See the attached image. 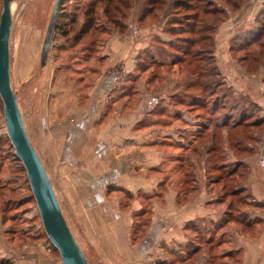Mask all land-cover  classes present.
Masks as SVG:
<instances>
[{
	"label": "rangeland",
	"instance_id": "374dc122",
	"mask_svg": "<svg viewBox=\"0 0 264 264\" xmlns=\"http://www.w3.org/2000/svg\"><path fill=\"white\" fill-rule=\"evenodd\" d=\"M3 1L0 0V20ZM126 1L132 8L125 10L123 17L119 15L115 25L104 15L102 9L98 11V15L86 17L85 7L90 0H65L60 7L45 67L40 63L41 51L56 0H21L12 4H15V8L11 10V82L26 131L43 160L65 218L90 264H117L111 263V258H107L105 254V248L97 247L91 239L97 235L94 232L98 219L95 213L97 211L99 214L101 210L108 214L113 212V216L122 212L131 219L129 249L123 248L124 244L120 241L106 244L107 254L112 249L122 257L126 256L122 260L127 261L131 254L137 255L130 264H238L239 258L242 262L243 251L231 258H221L223 254L237 249L239 240L245 238L252 246L256 240L264 243V127H260L259 131L255 130L251 139L237 146L235 142L239 138L227 129L222 131L215 124L227 120L231 105L239 107L233 113L235 117L232 122L229 121L231 124L237 122L244 112L258 121L264 120V37L258 44L253 41L256 30L260 28L259 25L256 26L255 20H264V15H261L263 12H259L256 6H264V0L195 1L196 6L202 2H210L209 4L226 13V19L212 35V43L202 40L208 38L210 32L198 33L203 25L198 21L188 23L186 14H195L194 9L191 12L182 9L160 12L156 9V17H149L142 22L140 18L153 5L148 0ZM200 10L199 8L198 11ZM88 22L93 29L88 34H82ZM175 22L180 24L177 28H180L181 34L177 36L169 32L170 23ZM122 23L125 27L123 31L118 28ZM189 24L197 28L196 35L182 29H191ZM248 30H253V33L249 34ZM113 34L122 37L129 35V42L133 40L136 49L140 50L136 58L137 70L125 79L130 81L135 94H138L141 83L146 84L151 96L154 95V90L156 92L162 87L170 88L169 92L157 95L159 99L151 127L171 125L172 131L182 127L184 143L177 142L173 132L168 133L169 141L163 146L166 151L161 168L164 181L154 195L140 192L134 196L126 190L117 191L115 186H108V191H102L107 203H99L103 194L94 193L91 197L95 201L91 206L93 211L89 214L86 210L88 205L85 204L90 199L89 193L85 195L81 191V188L84 190L88 186L81 187L79 179L72 178L70 169L67 175V164H64L66 154L63 142L59 143V139L66 131L67 122H71L67 116V108L75 102L72 99L78 100L76 104L80 101L82 106L89 104L90 96L110 62L107 55L117 48L116 40L112 39ZM183 39L197 40V44L190 46ZM248 43L252 46H243ZM247 54L250 58L243 63L242 57ZM255 56H259L257 61ZM179 57L183 63L174 64L178 63ZM163 62L165 65L161 66ZM139 65L147 69L141 70ZM214 68L219 76L213 75ZM205 87H209V90H205ZM214 91L216 94L211 96ZM248 91L258 100L261 107L259 111L243 97L250 94ZM133 92L129 90L130 94ZM141 97L140 94L133 96L137 105ZM224 97H228V101L224 102ZM196 99L197 102L194 101ZM214 102L219 106L227 104L228 109L214 114ZM112 104L113 102L107 106L106 113H113ZM163 107L167 108L164 114L161 111ZM173 111L182 118L189 119L193 126L184 121L175 123L177 116H174ZM159 118H167L168 122H160ZM88 166L85 164L83 167ZM73 170L76 172L77 169ZM88 176L90 175L84 174L83 178ZM105 186L106 180L94 185L100 189ZM169 189L179 191L183 203L199 201L200 206H204L200 208L204 218L206 213L214 216L221 215V212L223 214L218 218V223H213V227L209 226L211 223L207 219H200L192 226H187L184 231L187 236L185 245H164L150 259L148 253L142 256L137 252L148 237L155 212L159 211L157 206L164 205L165 193ZM116 200H119L120 211L111 209ZM224 221H227L226 224L219 228ZM248 222L252 224L245 230L244 223ZM1 224L10 227L11 233L6 235L9 238L50 242L25 168L8 140L4 106L0 98ZM111 235L109 234V240H119L118 234L115 235L116 238ZM211 237L213 243L207 245L205 240ZM50 246L54 248L53 245ZM54 250L56 257L60 259L59 252ZM194 252L196 253L192 255ZM216 256L219 257L210 261Z\"/></svg>",
	"mask_w": 264,
	"mask_h": 264
},
{
	"label": "crops",
	"instance_id": "0c3cea01",
	"mask_svg": "<svg viewBox=\"0 0 264 264\" xmlns=\"http://www.w3.org/2000/svg\"><path fill=\"white\" fill-rule=\"evenodd\" d=\"M256 9L261 12L264 10V6L257 5ZM112 39L116 40L117 48L112 49L111 54L107 55L110 62L103 70L101 78L90 96L91 101L89 100L88 105L82 106L80 101L76 104L78 100L72 99L75 102L67 108V116L71 122H67L66 131L59 139V143L63 142V151L66 154L64 164H67V175H69L70 169L72 178H78L81 187L83 185L89 187L93 184L90 188L86 187L84 190L81 188L85 195L89 193L90 199L85 203L90 208H86L89 214L93 211L91 206L95 202L91 198L92 195L94 193L103 194V190L104 192L108 191V186H115L117 191L119 189L126 190L134 196L140 192L150 196L154 195L164 181L161 168L166 151L163 146H166L169 141L168 133L173 132L176 141L184 143L181 126V128L178 127L173 131L170 129L171 125H164L161 128L151 127V120L155 115L154 111L159 99L157 95L169 92L170 88L164 89L162 87L156 92L154 90V95L151 96V93L147 91L146 84L142 85L141 83L138 94L137 92L135 94L133 92L135 89L129 83L130 81L125 79L137 70L136 58L140 50L136 49L133 40L131 43L129 42V35L122 37L119 34H113ZM129 90L133 94H130ZM248 93L250 92L248 91ZM139 94L142 97L137 105L133 96L137 97ZM145 96L150 98L147 99ZM145 100L147 102L143 104ZM112 102L113 113H106L107 106ZM256 102L259 104L258 100ZM188 120L183 117L181 122H189L193 126V122L190 123ZM85 164L89 166L83 167ZM74 168L77 169L76 172L73 170ZM84 174L90 176L83 178ZM102 180H106L107 186L104 189L95 188L94 185H98L99 181ZM104 194L99 203H107ZM181 199V193L177 190L169 189L165 193L164 205L157 206L159 211L155 212L148 237L143 246L139 247L138 254L144 256L148 253L149 258L152 259L151 256L156 253V250L164 245H185L187 236L184 231L187 230V226L200 219H207L211 224L218 223V218L223 214L221 212V215L214 216L206 213L207 216L204 218L205 216H201L200 213V208L204 206H200L199 201L192 200V202L183 203ZM119 207V200H116L114 208L111 207V209L120 211L118 210ZM109 213L101 210L97 214L96 211L95 214L98 219L95 222L96 230L94 232L97 235L91 239L97 247L105 248V254L107 258H111L109 259L111 263H133L137 255L132 256L131 254V258L128 257L126 261L121 259H126L125 255L122 257L119 252H113L112 249L109 250L111 253L107 254L106 244H111V241L112 244L116 241L123 242V248L129 249L132 226L131 219H128L126 214L119 212L113 216V212ZM8 233H11L10 227L1 224V264H63L61 259L56 257L55 248L50 246V242L49 244L44 240L37 239L22 241L19 238L7 237ZM109 234H112L111 236L114 238L118 234L119 240H109ZM244 239L239 240L240 245L235 249L236 251H243L240 264H264V243L261 240H256L252 246L249 245L248 240L245 239L244 241Z\"/></svg>",
	"mask_w": 264,
	"mask_h": 264
},
{
	"label": "water",
	"instance_id": "95a60500",
	"mask_svg": "<svg viewBox=\"0 0 264 264\" xmlns=\"http://www.w3.org/2000/svg\"><path fill=\"white\" fill-rule=\"evenodd\" d=\"M16 1L4 0L0 20V98L4 106L7 136L27 173L41 222L50 243L59 252L63 264H90L73 234L54 186L26 131L17 95L11 82V7ZM62 0H56L43 42L40 63L45 67L50 56L51 43Z\"/></svg>",
	"mask_w": 264,
	"mask_h": 264
},
{
	"label": "trees",
	"instance_id": "16d2710c",
	"mask_svg": "<svg viewBox=\"0 0 264 264\" xmlns=\"http://www.w3.org/2000/svg\"><path fill=\"white\" fill-rule=\"evenodd\" d=\"M65 0H62L61 2V7L63 5V2ZM149 3H151V5L153 6H150L148 7L147 9V13L145 16H143L142 18H140V21L142 22H145L146 19H148L149 17H156L155 16V12H156V9L159 10L160 12H163V11H168L169 9H182V10H185L187 12H191L193 9L195 11V14H186V19L188 18L189 22L188 23H191V21L193 22H199V24L203 25V28L199 30L198 33H202V32H210L211 35H209L208 38H203L202 40H208L212 43V35L214 33H216L217 29L219 28V26L224 22V20L226 19V13L225 11H221V10H218L217 8H215L212 4H209L210 2H202L201 5H198L196 6L194 3L195 1L197 0H148ZM202 1V0H200ZM155 5V7H154ZM158 7V8H156ZM132 6L131 4H129L126 0H90L89 4L85 7V16L86 17H94L95 15H98V11L100 9H102L104 12V15L109 19V21L115 25H117V20H118V16H124L123 15V12L125 10H129L131 9ZM201 9L200 11H198V9ZM165 11V12H166ZM164 12V13H165ZM263 13H261V15H264V11H262ZM59 18V17H58ZM256 22V26H260V28H258V30H256V33H255V39L253 37V41H254V44H258L259 41H262L261 39L264 37V23L262 20H255ZM169 22V21H168ZM190 26V24H189ZM177 27H180V24L179 23H173L171 24L170 23V34L173 35V36H177V35H180L181 32H179V29L180 28H177ZM191 27V26H190ZM119 30L123 31L124 30V24L122 23L121 25L118 26ZM93 27L92 25L88 22L85 24V27L82 31V34H88L90 31H92ZM184 29L186 32L189 31L190 34H195L197 33V28L194 26V27H191V29H186V28H182ZM185 33V32H184ZM248 33L251 34L253 33V30H248ZM110 35V34H109ZM183 41L185 42H188L191 45L193 44H197V40H192V41H188V40H184ZM201 41V40H199ZM252 41V42H253ZM243 46H247V47H250L252 46L251 43H248V44H244ZM260 47H262L263 45H259ZM186 53H188L186 51ZM259 57V56H257ZM257 57L255 56L254 59L255 61H257ZM248 58H250V55L247 54L246 56H243L242 57V62L245 63V62H248ZM182 58L179 57L178 58V63H174V64H181L183 63ZM156 64H159L157 63V61H155ZM165 65V62L162 63L161 66H164ZM137 68H138V65H137ZM139 68L141 70H146L147 68L146 67H140L139 65ZM215 71V68H214V74L212 72V74L216 77V76H219V73ZM211 75V76H213ZM205 90H209V87H205ZM216 94V92L214 91L212 95ZM249 94V93H248ZM245 97V100L250 102V105L253 106L254 108H256L258 111H259V108H261L259 106V104L256 102V99L251 96V94L247 95V96H243ZM198 99V97H197ZM197 99L194 100L197 102ZM228 101V97H224V102ZM200 102V101H198ZM201 104H204L203 102H200ZM181 105V104H179ZM227 107V104H222L221 106H219L217 104V102H214L213 104V113L216 114L219 110H227L228 108ZM229 107V106H228ZM230 109L228 110H231V113L228 114L227 116V120L222 122V123H216L215 126H217V128H220L222 129V131L224 130H228L231 132L232 135H236L237 138H239L235 143L236 145H241L242 143L241 142H244L246 140H249L251 139L250 137L252 135H254V131L257 130L259 131L260 130V127H264V120L263 119H260L259 121L257 119H254V116H251L249 113L247 112H244L241 116H240V119L235 122V123H232V119H234V114L235 111H237V109L239 108L238 106H235V105H231V107H229ZM167 108L163 107L161 108V111L164 113H166V110ZM230 112V111H229ZM155 113V112H154ZM173 114L174 116L176 117L175 119H177L175 121V123L177 122H181V120L183 119L181 115L177 114L175 111H173ZM179 115V116H178ZM181 116V117H180ZM160 122L161 121H166L168 122L167 118H159ZM158 120V121H159ZM180 120V121H179ZM231 121V122H229ZM171 123V122H170ZM235 131H238V132H235ZM230 137L232 138V136L230 135ZM9 140V138H8ZM10 141V140H9ZM11 143V142H10ZM12 145V144H11ZM13 147V146H12ZM250 147V146H248ZM14 149V148H13ZM248 205V204H247ZM227 221H224V222H221V226H219V228H221L222 226H224V224H226ZM193 223H191L189 226H192ZM216 224V223H215ZM215 224H210L209 226L210 227H213ZM219 224V225H220ZM245 224V230H247L248 228L246 227H250L251 226V222H248V223H244ZM216 227H218V225H216ZM206 244L207 245H212L213 243V238H207L206 240ZM198 251V250H196ZM200 251V250H199ZM196 252L192 253L195 254ZM198 253V252H197ZM241 251H231L229 252L228 254L226 253L223 254V258L221 259H224V258H231V256H234V255H240ZM219 256H216L215 258H212L210 259V261H214L215 259H217ZM238 264L241 263V260L239 258V261L237 262ZM1 264V263H0ZM167 264H171V263H167Z\"/></svg>",
	"mask_w": 264,
	"mask_h": 264
},
{
	"label": "bare ground",
	"instance_id": "6f19581e",
	"mask_svg": "<svg viewBox=\"0 0 264 264\" xmlns=\"http://www.w3.org/2000/svg\"><path fill=\"white\" fill-rule=\"evenodd\" d=\"M14 8H15V4H14V5H12V7H11V10H12V9L14 10Z\"/></svg>",
	"mask_w": 264,
	"mask_h": 264
}]
</instances>
